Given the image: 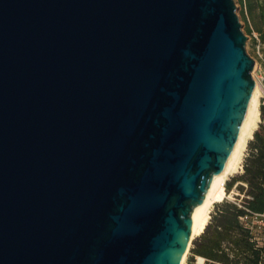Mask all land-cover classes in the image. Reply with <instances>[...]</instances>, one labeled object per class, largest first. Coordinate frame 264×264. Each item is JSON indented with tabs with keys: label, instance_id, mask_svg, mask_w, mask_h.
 <instances>
[{
	"label": "water",
	"instance_id": "1",
	"mask_svg": "<svg viewBox=\"0 0 264 264\" xmlns=\"http://www.w3.org/2000/svg\"><path fill=\"white\" fill-rule=\"evenodd\" d=\"M246 40L235 0H0V264H184Z\"/></svg>",
	"mask_w": 264,
	"mask_h": 264
},
{
	"label": "trees",
	"instance_id": "2",
	"mask_svg": "<svg viewBox=\"0 0 264 264\" xmlns=\"http://www.w3.org/2000/svg\"><path fill=\"white\" fill-rule=\"evenodd\" d=\"M261 13L264 19V11ZM257 27L264 41V20ZM259 109L260 122L248 142L243 171L226 184L227 192L237 187V196L214 203L207 225L192 240L184 264H197V257L204 258L203 264H264L263 248L241 220L249 211L264 213V100Z\"/></svg>",
	"mask_w": 264,
	"mask_h": 264
},
{
	"label": "rangeland",
	"instance_id": "3",
	"mask_svg": "<svg viewBox=\"0 0 264 264\" xmlns=\"http://www.w3.org/2000/svg\"><path fill=\"white\" fill-rule=\"evenodd\" d=\"M235 2L237 5V13L242 23V29L247 36L246 49L248 53L252 56V58H254L255 60V66L252 71V75L255 81L258 82L259 84V88H260L259 107H260V104L264 100V41L260 35V31L258 30L257 26H258V23L261 24V22L264 20L260 16L262 14L261 12L264 11V0H235ZM258 16L261 17V20L258 19ZM255 120L256 121H255V124L252 126L251 133L247 136L245 145L242 149L239 165L232 173L229 174L226 180V184L231 182L234 176L241 174V172L243 171V160L247 152L248 142L250 141L251 136H253V132L255 128L259 124L260 109H259V114ZM236 192H238V189L236 186H234L230 192H227V195L224 198H229L230 200H234L237 196ZM197 235L198 234L194 235V238ZM188 254H189V251L187 253V256ZM186 260H187V257L185 259V262ZM196 262L197 264H203L204 261H203V258L197 257Z\"/></svg>",
	"mask_w": 264,
	"mask_h": 264
},
{
	"label": "bare ground",
	"instance_id": "4",
	"mask_svg": "<svg viewBox=\"0 0 264 264\" xmlns=\"http://www.w3.org/2000/svg\"><path fill=\"white\" fill-rule=\"evenodd\" d=\"M259 94L260 88L258 82H256L247 114L242 122L236 144L228 157L226 167L221 173L214 175L204 201L197 205L192 212V239L194 235L204 230L213 204L217 201H221L227 195L225 186L226 180L229 174L238 167L246 138L251 133L252 126L255 124V119L259 114Z\"/></svg>",
	"mask_w": 264,
	"mask_h": 264
},
{
	"label": "built area",
	"instance_id": "5",
	"mask_svg": "<svg viewBox=\"0 0 264 264\" xmlns=\"http://www.w3.org/2000/svg\"><path fill=\"white\" fill-rule=\"evenodd\" d=\"M241 220L252 230L254 239L263 248L262 256L264 262V213L249 211L248 214L241 216Z\"/></svg>",
	"mask_w": 264,
	"mask_h": 264
},
{
	"label": "crops",
	"instance_id": "6",
	"mask_svg": "<svg viewBox=\"0 0 264 264\" xmlns=\"http://www.w3.org/2000/svg\"><path fill=\"white\" fill-rule=\"evenodd\" d=\"M259 122H260V120H259ZM256 128H257V127H256ZM256 128H255V129H256ZM252 137H253V136H251V139H252ZM241 173H242V172H241Z\"/></svg>",
	"mask_w": 264,
	"mask_h": 264
}]
</instances>
